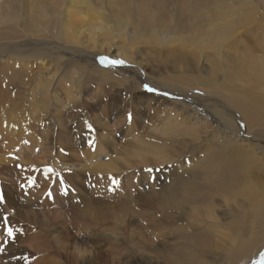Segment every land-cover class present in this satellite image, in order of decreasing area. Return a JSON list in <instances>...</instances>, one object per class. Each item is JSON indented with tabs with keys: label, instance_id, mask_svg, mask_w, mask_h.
<instances>
[{
	"label": "bare ground",
	"instance_id": "bare-ground-1",
	"mask_svg": "<svg viewBox=\"0 0 264 264\" xmlns=\"http://www.w3.org/2000/svg\"><path fill=\"white\" fill-rule=\"evenodd\" d=\"M96 1L99 3L91 0H0V59H7L1 69L9 71L5 75L8 91L3 94L10 92L12 83L11 87L15 88L25 80L26 75L19 76L17 67L30 69L29 60L32 59L36 62L39 59L41 65L40 71L30 78V82L33 80L38 87V93L34 95V89L28 88V97L25 98L28 99L27 112H24L22 104L16 109L5 104H10L12 96L6 97L4 103L0 98V110L5 104L14 111L9 114L7 109L8 116L0 114V142L17 138L15 136L27 132L29 124H32L33 130L42 134L40 138L35 137L36 134L32 138L37 143L35 146H40L43 151L39 156L45 157L54 167L78 172L88 167L93 176L99 174L106 178L124 172L119 161L111 154H105L101 147L95 149L90 164L69 156L59 155L61 160H58L50 155L56 151L52 145L55 126L59 128L55 132L57 138L60 136L64 144L70 146L73 130L76 134V129H79L75 124L71 129L62 127L86 115L90 108L87 104L79 109L82 102L77 100L84 89V93L89 92L88 86L83 84L87 74L97 75L102 82L107 81L109 89L124 84L125 91L119 94L125 98H131L132 94L135 96L131 109L136 110L137 123L145 127L138 137L134 134L137 141L140 139L139 142L143 143L141 152L137 154L139 163L149 157L154 163H171V166L157 170L154 183L152 178L143 180L141 185L147 189L144 187L138 194L139 207L149 209L151 214L144 212L141 217L145 216L154 223V228L171 229L173 226L170 225L177 217L173 209L184 211L182 215L185 216L179 220L186 219L187 212L192 215L188 218V231L154 241L157 248L151 246L149 254V248L143 243L147 238L142 236L141 239L139 225V231L132 233L131 246H126L125 258L116 264H238L256 255L264 246V0ZM17 28L22 39L14 35ZM129 28L133 32L127 36ZM148 34H152V39ZM195 35L199 37L198 45L196 42L189 44L186 39ZM225 41H230L228 46ZM138 45L143 47L138 49ZM148 47H154L151 53L145 50ZM209 49L211 56L208 55ZM186 50L194 63L190 62ZM101 53L109 58L106 61V65H111L109 69L97 67L96 57ZM138 57L149 66L147 78L140 73L145 69ZM207 58L211 65L205 69L202 61ZM25 59H28V64L24 63ZM44 59L57 62L63 68L62 74L68 71L67 67L73 69L70 78L63 81L66 77L63 74L58 84L59 89L71 91L69 97H62L59 91L52 89L58 66L54 65L56 67L51 74L43 72ZM111 60L123 63L113 66L108 62ZM165 64V69H161L160 66ZM167 68L169 72H166ZM27 81L26 78L24 83ZM144 85L153 87L154 92L160 94L142 92L140 87ZM190 86L202 88L209 98L200 99L183 93L177 96L166 90V87L186 89ZM129 102L125 101L121 107H111L110 111L114 113L109 123L102 127L133 126L127 119L117 125L113 122L124 110L130 109ZM24 118L26 122H22ZM10 125L12 130L8 128ZM86 126L82 125L85 139L88 136ZM60 131L70 133L59 135ZM187 137L192 138L193 145L187 144ZM213 138L221 144L206 152L205 148L213 143ZM109 144L114 145L112 141ZM8 147L0 149V173L10 172L11 166L18 165V161L24 164L22 157L8 151ZM182 154L190 157L184 165L177 163ZM66 175L71 176L69 171ZM180 179L182 182L179 183ZM4 199L5 204L12 206L13 199L9 200V196ZM216 199L219 204L214 202ZM24 203L26 201L17 206L26 212L19 210L18 214L28 219L35 211L30 209L33 205L28 206L27 202L24 206ZM95 203L96 207L92 203V219L98 223L102 213L100 204ZM195 210L200 211V216H196L198 212L194 213ZM119 214H114V220L123 222L125 218ZM133 223L136 224L134 219L128 224ZM7 226L5 230H8ZM212 228H215L214 232ZM141 230L145 233L144 228ZM161 233L168 234L164 230ZM2 237V242L8 241L6 236ZM77 238L84 237L79 234ZM112 238L116 244L124 241L122 236L121 240L118 235ZM139 239L143 240V245L138 248ZM257 262L264 264V254Z\"/></svg>",
	"mask_w": 264,
	"mask_h": 264
},
{
	"label": "rangeland",
	"instance_id": "rangeland-1",
	"mask_svg": "<svg viewBox=\"0 0 264 264\" xmlns=\"http://www.w3.org/2000/svg\"><path fill=\"white\" fill-rule=\"evenodd\" d=\"M91 2H95V4L99 3L96 0H91ZM260 9L263 10L261 4H260ZM132 32L133 29L129 28V30L127 31V36H130ZM14 33H15L14 35L17 36V39H22L19 36L18 28L16 31H14ZM1 34H2V30H0V35ZM148 35L149 38L152 39L153 37L152 34H148ZM85 37L86 36L84 35L83 38ZM1 41H2V35L0 36V42ZM186 41L190 42L189 44L196 42L198 45L199 37L195 35L194 38L190 37V39L188 38L186 39ZM229 42L230 41H225L224 43L226 46H228ZM142 47L143 45H138V49H141ZM220 48L222 50L221 46ZM153 49L154 47H148L145 50L151 53ZM207 51H208V55L210 54L212 55L210 49ZM185 52L189 55V57L191 56L188 50H186ZM142 53L145 54V52ZM96 58H97L96 63L99 64L97 65L98 68L105 67L109 69L111 67V65H106V61L109 58L105 56V54L102 53L97 54ZM138 59L142 61L143 63L142 68L145 69V70L142 69V72L140 73L145 78L149 77V75L147 74V72L149 73L150 71L149 66H147V64H144L145 61L142 60L140 57H138ZM6 60L7 59L4 60L0 59V98L3 100L4 103L6 101L5 100L6 97L12 96L10 98V104L9 103H5V104H7L10 107H15V109L16 107L22 104L24 112H27L28 99L25 98L28 97V88L31 89V91L32 89H34V91H32L34 95L38 93V90L36 89L38 87L35 85L33 80L30 82V78L32 79L33 75L37 73V71H40L41 65L39 59L37 60V62L34 61V59L29 60V63L31 64L30 69H28L29 71L22 66L17 67L19 70L18 75L19 76L26 75L28 81L24 83L26 78L25 80L23 79L22 83H20L19 86L16 85L15 88L11 87L13 84L12 83L9 87V90L10 92H12V94L10 92L9 93L7 92V94L4 95L3 93H5V91H8V87L5 88V84L7 83L5 75H7L9 71H2L1 67L5 65ZM43 61H45L44 62L45 67L42 66L43 70L42 69L41 70L48 74H51V70H54L53 68L58 66V63L52 61L51 59H44ZM190 62L191 63L195 62L192 57H190ZM24 63L28 64V59H25ZM202 63L205 69L211 65L210 60L208 58L206 61L203 60ZM166 66H167L166 64L164 66L161 65L160 68L165 69ZM58 67L56 69L58 72H56L55 70V74L60 78H58L56 75L54 76V83L52 84V89L59 91V94H61L62 97H69L71 91H67L65 90V88L59 89L58 87V84L61 81V77L64 74L61 73L63 68H60L61 66ZM49 68L50 71H48ZM67 70L68 71H66L65 73L66 75L64 74V76L66 77H64L63 81L69 79L70 75L72 74L71 72L73 71V69H70L69 67H67ZM166 70H165L166 72H169L170 69L167 68ZM87 75L88 77L85 78L83 84L88 86L89 92L84 93L85 91L84 89L83 93H80L78 95L77 100L83 103V104L81 103L80 106L81 108L79 107V109H82L87 104L89 105L90 108L87 109L86 115L81 116L80 119H74L73 121L69 122V124L66 123L62 127L64 130L68 129V126L71 129L72 125L75 124V126H77V128L80 131L76 129V134H75L73 130L72 135L74 137H72L73 139L69 138L70 146L69 145L66 146L63 140L60 139V136H58L57 138V136L55 135V132L59 130V128L55 126V129L53 131L54 135L52 134V137H54L52 145L54 146L53 149H56V151L53 150L52 152H50V155L51 157H57L58 160H61V158L58 157L59 155L64 157L69 156L70 158L78 159V161H81L84 164H90L93 161V159L90 157L93 156L95 149L97 147H101L105 149V154H111L112 157H115L117 162L119 161L118 163L122 166L124 172L118 174L114 173V175H109L111 177L108 176L109 178L108 177L106 178L103 175L100 176L99 174H97L99 176L97 175L93 176L91 174L93 172L88 167L86 168L84 167L85 169L83 170L81 169L80 172H78L79 170L71 171V169L66 170L64 168L61 169L54 167L49 161H47V159H45V157H41L42 156L41 154H43V151H41V147L37 145L35 146V144L37 143H35L32 138H34L35 134L37 135V136L35 135V137L40 138L41 136L39 135L42 134L38 130L37 131L33 130L32 124H29L27 132L23 133L22 135L18 134L17 136H15L17 138L12 137L10 140L6 139L0 142V149H6L10 145L11 148L8 147V151L12 150V153H14L17 156L20 155L19 157L20 158L22 157L21 159L24 161V164H22L23 163L22 161H18L17 163L18 165L13 164L11 166L12 169L10 172L0 173V197H1L0 213H2V215L0 216V235H1L0 237L4 236L5 238L6 236V238H8L7 239L8 241L6 240L7 242H2L3 237L2 239H0V264H116L118 260L122 262V259L125 258V254H127L128 251L126 246L127 245L131 246V238L133 237L132 233L134 231L136 233L139 231V225H140L141 239L143 236V238H147V241H143L139 239L138 248L142 246L144 243L147 246V248H149L148 254L151 252V246H153V248L154 247L157 248V246L154 245L156 244V242L154 241L163 240L164 238L170 235L178 236V233L181 232L184 234L185 231H188L187 230L188 218L189 216L192 215L191 213L188 212L186 219L179 220L181 219V217L185 216L182 215L184 211L181 212V210L178 211L177 209H173L177 217L174 218V220H176L174 224L170 225L171 227L173 226L171 229L157 228V227L154 228V223H152L150 220H147L145 216L141 217V215L144 212H148L151 214V211L149 209H145L144 207L143 208L139 207L140 200L137 198L138 194L144 187L146 188L145 185L144 186L141 185L143 183V180L145 178H152V181L154 183L157 170L158 169L163 170L166 166L168 165L171 166L170 165L171 163L169 164L154 163L152 162L151 157H149L150 159L148 158L149 160L147 159L148 161L144 160L141 163H139L140 159L138 160L137 154L141 152L142 150L141 144L143 143L139 142L140 139L137 141L138 139L137 137L138 135H140L139 132L143 128L145 129V127L144 126L141 127V125L137 123L135 119L136 110L131 109L133 107L132 106L133 102L136 99L135 96H133L132 94L131 98H125L123 94H119L125 91L124 84H122L121 86H116V88L109 89V87H107L108 84L107 81L104 80L102 82L97 75L94 76L90 74ZM15 80H17V78ZM156 83L160 84L158 82ZM27 84H29V87ZM62 84L63 82H61L60 87H62ZM140 89L142 92L153 93V94L155 93L157 95L160 94V93H156V91L154 92L153 87L147 88L146 85L140 87ZM166 90L171 91L172 93H174V95L177 96L183 93L188 96L198 97L200 99H203V97L209 98V95L206 93V91L197 86H190L189 88L186 89L166 87ZM209 94L212 95L211 93ZM90 101L92 103H89ZM125 101L126 102L130 101L129 102L130 109L124 110L121 113L122 116H120L121 115L120 114L116 120L114 119L113 122L114 124L117 125L119 124V122L123 123L124 120L127 119L129 120L130 123L133 124V126H131L130 128L118 126L117 128L111 127L109 129L102 127L105 123L107 122L109 123V120L111 119L114 113L113 110L110 111L111 107H116V106L121 107L124 105ZM5 104L3 105V108L0 110V112L2 111V113L0 114L4 113L5 115H7L9 113V112L7 113L8 106H5ZM103 104L106 105L104 106ZM10 109L11 110L8 109V111H10L9 114L14 113L13 109L12 108ZM122 117L124 118L122 119ZM22 122H26V119L24 118ZM144 123L146 125L147 121ZM83 124L84 125L86 124L88 126V127L86 126V128L88 129V136L86 137V139L82 135L84 131V128H82ZM111 125L112 123L109 124V126ZM8 128L12 130L11 125L10 127L8 126ZM60 133L68 135L70 132L60 131L59 135ZM152 133L157 134L156 131H152ZM134 134L135 135L137 134L136 135L137 137ZM187 138L189 139V141H187V144L193 145V143L191 142L192 138L190 137ZM132 139L133 140L135 139V141L133 142ZM213 139H214L213 143H210L209 145L205 144L207 145L205 148L206 152H211V149H214V147L219 146L221 144V142H217L215 138ZM78 140L82 143L78 144L77 142ZM109 141H112L114 145L110 146ZM134 143L138 147H136ZM127 144H129L128 149L126 146ZM140 145L141 147H139ZM123 148L124 149L126 148L125 150H127L126 151L127 154L124 152L125 150ZM112 149L115 150V153L114 151L112 152ZM196 149L197 148H193V150ZM75 151L76 153L72 154V152ZM119 152L121 153L124 152L125 155L124 153L121 154ZM119 154L123 155L126 159ZM128 154L130 156H128ZM119 156L122 157L124 162ZM127 156L129 157V159ZM26 157L28 158V160ZM189 158H190L189 156H183L182 154L181 160L178 161L177 163L180 164L181 162L182 165H184L183 163L185 162L186 164L188 160H190ZM194 158H197V156L195 155ZM53 161H55V159ZM125 163L126 164L129 163V164L126 165ZM190 163L191 162H189L188 164ZM22 165H25L24 167L25 169L23 168ZM47 169H52V171L49 172L47 171ZM68 171L70 172L71 176L66 175ZM110 178L111 179L114 178V179L110 180ZM180 182H182V179H180L179 183ZM6 196L7 197L9 196L10 198L9 200L13 199L12 200L13 204H11L12 206L10 207L7 204H5L4 197ZM216 197H218L219 199V196ZM1 201L2 203L4 202L3 205ZM23 201H26V204L29 203L28 206L33 205L34 207V208L28 207L32 210L34 209L33 211H35L33 214H30L28 216V219H23L22 216L18 214L19 210L21 212L23 211L26 212L25 209L17 206L20 205V203H23ZM91 202L94 204L93 205L94 207H96L97 205L95 202H98L100 204L99 210L102 214H100L99 219L101 222L97 223L95 220L92 219V213L94 212L93 211L94 207L92 206ZM214 202L216 203L218 202L217 204H219V201L217 199L214 200ZM119 203H121V205ZM26 204L24 203V206H27ZM4 206L7 207L8 211ZM115 207H117V209ZM10 208H13L14 210L12 209L10 210ZM198 210H202V209L199 208ZM199 212L200 211L197 210L194 211V213H197L196 216H200L201 213ZM114 214L115 215L119 214L120 216H124L125 220L123 222L118 220L115 221L116 219L114 220L115 218ZM13 215L16 216L14 217ZM18 216L19 218H17ZM10 219L11 220L13 219L14 221L10 222ZM127 219H129V222H126ZM133 219L136 222V224L134 223L132 225L128 224ZM194 219L196 220V217H194ZM10 225H12V228H10L11 227ZM5 226L8 227V230H5L7 229L4 228ZM142 228H144L145 233L142 232L141 230ZM214 229L215 228L211 229L212 232L215 231ZM161 230L168 232V234L167 235L162 234ZM9 232H11L12 235L11 237L8 236ZM79 234L80 236L82 235L84 238L78 239L77 237H79ZM108 234H111V236H109ZM116 235L119 236L120 240H121L120 236H122L124 241L121 240L122 242L120 241L119 243L116 244V242L112 238V237H116ZM263 254H264V246L260 249V251L256 255L249 256L246 259L241 260L238 264H247V262L249 263V261L251 264H257L258 263L257 261Z\"/></svg>",
	"mask_w": 264,
	"mask_h": 264
},
{
	"label": "snow or ice",
	"instance_id": "snow-or-ice-1",
	"mask_svg": "<svg viewBox=\"0 0 264 264\" xmlns=\"http://www.w3.org/2000/svg\"><path fill=\"white\" fill-rule=\"evenodd\" d=\"M110 64H112L113 66H115L116 64H122L123 61H115V60H111V61H108ZM47 171L51 172L52 169H47ZM62 183V181H61ZM9 235H11V232H9Z\"/></svg>",
	"mask_w": 264,
	"mask_h": 264
}]
</instances>
